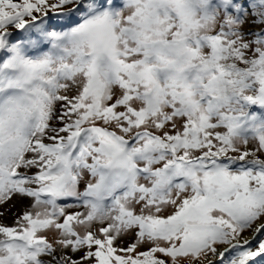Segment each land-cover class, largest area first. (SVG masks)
<instances>
[{
	"label": "snow or ice",
	"instance_id": "6c2138e0",
	"mask_svg": "<svg viewBox=\"0 0 264 264\" xmlns=\"http://www.w3.org/2000/svg\"><path fill=\"white\" fill-rule=\"evenodd\" d=\"M0 264H264V0H0Z\"/></svg>",
	"mask_w": 264,
	"mask_h": 264
},
{
	"label": "rangeland",
	"instance_id": "374dc122",
	"mask_svg": "<svg viewBox=\"0 0 264 264\" xmlns=\"http://www.w3.org/2000/svg\"><path fill=\"white\" fill-rule=\"evenodd\" d=\"M16 2H18V0H16ZM62 23V21H59V20H57V19H55V18H52V19H50V20H45V22H44V25L45 26H49V25H52V26H54V27H57V26H59L60 24ZM13 33H15V29H10Z\"/></svg>",
	"mask_w": 264,
	"mask_h": 264
},
{
	"label": "bare ground",
	"instance_id": "6f19581e",
	"mask_svg": "<svg viewBox=\"0 0 264 264\" xmlns=\"http://www.w3.org/2000/svg\"><path fill=\"white\" fill-rule=\"evenodd\" d=\"M5 223H11V220L10 219H8V220H6V221H4Z\"/></svg>",
	"mask_w": 264,
	"mask_h": 264
}]
</instances>
